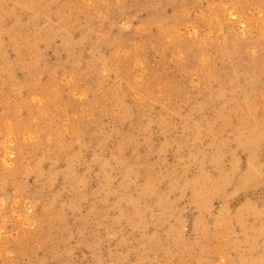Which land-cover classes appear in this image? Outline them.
Segmentation results:
<instances>
[{
	"label": "rangeland",
	"instance_id": "obj_1",
	"mask_svg": "<svg viewBox=\"0 0 264 264\" xmlns=\"http://www.w3.org/2000/svg\"><path fill=\"white\" fill-rule=\"evenodd\" d=\"M0 264H264V0H0Z\"/></svg>",
	"mask_w": 264,
	"mask_h": 264
},
{
	"label": "bare ground",
	"instance_id": "obj_2",
	"mask_svg": "<svg viewBox=\"0 0 264 264\" xmlns=\"http://www.w3.org/2000/svg\"><path fill=\"white\" fill-rule=\"evenodd\" d=\"M64 42V41H63ZM14 75V74H13ZM25 85V84H24Z\"/></svg>",
	"mask_w": 264,
	"mask_h": 264
}]
</instances>
